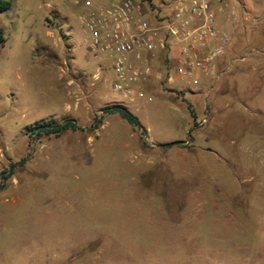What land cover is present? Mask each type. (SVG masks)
<instances>
[{
  "label": "rangeland",
  "instance_id": "1",
  "mask_svg": "<svg viewBox=\"0 0 264 264\" xmlns=\"http://www.w3.org/2000/svg\"><path fill=\"white\" fill-rule=\"evenodd\" d=\"M9 1L0 11V173L10 162L15 167L0 189V264H264L263 193L245 199L246 218L231 226L218 213V223L207 217L197 227L178 213L180 188L169 182L168 194L164 170H129L145 149L136 138L120 143L119 130H110L113 118L87 144L98 137L92 124L105 105L127 102L155 142L188 138V103L196 107L178 92L187 79H174L176 88L168 84L174 69L161 51L149 62L163 94L152 91L151 101L135 96L131 103L113 89L115 53H91L81 19L118 0ZM143 1L159 20L178 0ZM213 2L217 27L229 36L220 59L238 80L250 58L264 57V0ZM66 118L83 129L40 137L27 132L35 122Z\"/></svg>",
  "mask_w": 264,
  "mask_h": 264
},
{
  "label": "crops",
  "instance_id": "2",
  "mask_svg": "<svg viewBox=\"0 0 264 264\" xmlns=\"http://www.w3.org/2000/svg\"><path fill=\"white\" fill-rule=\"evenodd\" d=\"M153 11L159 10L155 8ZM162 12L166 13L165 8H162ZM148 15L151 16V13ZM176 53L175 47L169 51L172 66ZM239 59L247 61L245 57ZM217 61V73L215 69L212 73L201 72L205 78L199 77L197 85L187 83L184 87L178 86L182 99L194 100L196 105L194 116L191 113L187 116L184 128L188 138L172 140L177 143L161 146L160 143L169 141L152 140L149 128L140 121L146 129L145 140L148 144L145 146L141 143L145 151L140 149L138 154L142 158L129 169L133 173L145 169L152 172V167L164 170V187L167 189V184L173 182L180 188L181 202L176 207L178 213L183 215L186 223L195 221L197 227L204 226L207 217L211 223H218V213L226 215L228 218L223 222L231 226L235 218H246L248 208L245 199L252 192L259 191L264 195V57L250 58L246 63L247 74L238 80L229 74L231 69L226 66V59L219 58ZM151 66V75L140 85L147 95H152V91L164 92L153 85L160 77L155 65L151 63ZM176 78L171 74L167 78L173 88H176L173 85ZM116 114H104L102 123L97 127L98 137H88L87 144L101 137L99 130L111 125L107 121L110 117L114 119L110 130H119L120 143L128 146L132 138L140 140L138 132ZM111 131L109 134L112 136ZM11 163L15 164L10 162L7 168ZM25 164L26 161L22 165ZM261 178L263 182L259 181ZM168 194H171L170 190ZM161 206L165 209L164 202ZM194 216L195 220L192 219Z\"/></svg>",
  "mask_w": 264,
  "mask_h": 264
},
{
  "label": "built area",
  "instance_id": "3",
  "mask_svg": "<svg viewBox=\"0 0 264 264\" xmlns=\"http://www.w3.org/2000/svg\"><path fill=\"white\" fill-rule=\"evenodd\" d=\"M148 14L143 0H118L81 19L87 49L97 55L115 53L112 86L130 101L135 96L153 99L140 85L152 73L149 59L165 49L166 42L177 49L176 77L197 85L199 73L214 71L229 41L217 27L213 0H178L173 12L159 20Z\"/></svg>",
  "mask_w": 264,
  "mask_h": 264
},
{
  "label": "trees",
  "instance_id": "4",
  "mask_svg": "<svg viewBox=\"0 0 264 264\" xmlns=\"http://www.w3.org/2000/svg\"><path fill=\"white\" fill-rule=\"evenodd\" d=\"M150 6H153L151 0H147ZM9 0H0V11H5L10 8ZM166 47L161 51V54L165 57H169L170 46L166 42ZM184 100V99H183ZM188 108L190 109L191 115L194 116L193 111L188 103ZM118 113L120 117L126 120L135 131L138 132L140 141L142 145H147V141L145 140L146 129L141 124L138 117L128 108L125 104L113 103L109 105H105L100 108L99 113L94 116V122L92 124V128H97L101 123V117L104 114ZM82 130L83 127L76 122L74 118H66L60 123H45V122H35L31 127L27 130V132H31V134H35L36 137H40L41 135H49L53 134L58 136L63 131L66 130ZM177 143V141H169L160 143L161 146H170ZM25 162L24 159H21L19 164H23ZM14 164L10 165L9 168L2 170L0 173V189L3 188L5 180L11 176L13 173Z\"/></svg>",
  "mask_w": 264,
  "mask_h": 264
}]
</instances>
